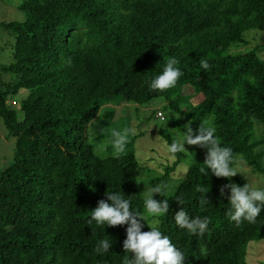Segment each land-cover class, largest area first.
Listing matches in <instances>:
<instances>
[{
	"label": "trees",
	"instance_id": "trees-1",
	"mask_svg": "<svg viewBox=\"0 0 264 264\" xmlns=\"http://www.w3.org/2000/svg\"><path fill=\"white\" fill-rule=\"evenodd\" d=\"M19 9L23 22H0L15 39L13 61L0 70L7 75L0 76V119L15 139L0 172V264H122L132 257L123 250L128 225L88 223L105 193H120L134 213L145 209L134 153L100 157L86 142L89 121L105 106L162 98L172 126L179 114L194 132L215 127L222 147L264 175L256 152L264 139L253 140V121L264 127V60L255 50L235 51L246 31L264 33V0H23ZM169 57L183 75L172 88L150 90ZM158 134L167 146L175 139L164 128ZM206 152L196 146L159 230L185 264H247V245L264 240V208L255 223L231 221L230 191L221 197L219 188L232 182L200 173ZM169 155L174 162L152 186L167 185L183 157ZM197 185L209 192H196ZM204 195L209 203L202 205ZM181 208L210 218L203 235L176 225ZM104 239L111 248L97 253Z\"/></svg>",
	"mask_w": 264,
	"mask_h": 264
},
{
	"label": "clouds",
	"instance_id": "clouds-1",
	"mask_svg": "<svg viewBox=\"0 0 264 264\" xmlns=\"http://www.w3.org/2000/svg\"><path fill=\"white\" fill-rule=\"evenodd\" d=\"M179 61L175 57H169L163 71L150 82V90L165 91L175 86L177 80L183 75L182 71L175 67ZM200 66L207 70L210 65L206 60L200 61ZM163 118V117H162ZM181 118L178 117L177 119ZM166 119V118H165ZM89 126L99 127L96 119L89 121ZM182 139H174L167 146L169 154L188 152L185 145L198 146L207 149L204 165L199 169L200 173L207 176L209 171L217 178L229 179L235 177L238 173L234 166L239 157L233 156V151L229 147H222L219 138L215 136V127L208 125H199L194 132L191 121L184 126ZM95 130V129H94ZM103 127H100V131ZM132 130L125 128L123 130L112 129L111 144L113 147L114 158H119L125 151L128 143V136ZM168 188L165 184H157L150 187L144 193V206L146 210L145 216H141L130 210V202L124 199L120 193H105L107 200L100 199L97 206L91 212V224L93 221L97 225H107L111 227L128 225L126 228V239L123 240V250L125 253L133 254L131 258L126 256L122 264H185L186 257L184 253L177 249L172 243L169 236L162 234L159 230V220H153L152 223L147 222V216H160L169 212V203L167 199L158 201L153 198L154 194L163 196ZM226 191H230L227 196L231 208L227 215L230 220L239 225L243 221L255 223L256 218L260 215L264 208V189L252 187L248 182L244 186L236 183L223 184L219 188L221 197L226 195ZM196 192L207 194L209 191L200 185H197ZM179 204L183 205V200L176 199ZM107 201H111L108 203ZM200 203L207 204L209 201L202 197ZM141 220L146 221L150 231H142L144 225ZM176 225L181 229H186L190 234L203 235L211 222L210 218L205 216L190 217L186 210L181 208L174 216ZM111 245L107 239L99 241L95 251L97 253H107Z\"/></svg>",
	"mask_w": 264,
	"mask_h": 264
},
{
	"label": "rangeland",
	"instance_id": "rangeland-1",
	"mask_svg": "<svg viewBox=\"0 0 264 264\" xmlns=\"http://www.w3.org/2000/svg\"><path fill=\"white\" fill-rule=\"evenodd\" d=\"M23 0H0V22H23L26 15L19 9ZM246 44L235 48L236 52L244 53L255 50L258 56L264 60V33L256 30L246 31L244 34ZM15 39L11 32L0 28V70L13 61V47ZM0 76L6 78L0 71ZM190 93L189 90L184 91ZM165 101L154 99L147 105H136L123 102L118 106L108 105L101 108L97 114L96 120L99 127L94 129L87 126L85 131L86 142L94 145V150L100 157L113 156V147L111 144L112 129L123 130L129 128L132 131L128 136V143L124 152L134 153L138 161L136 178L138 189L144 199V193L148 188L154 187L151 181L164 174V168L171 166L174 158L167 152V145L158 130L167 129L175 139H182L184 125L189 121L187 117L179 114L174 115L175 126L170 123L171 114L169 109H163ZM162 109V110H161ZM114 111L112 118L108 121L109 113ZM161 114L163 119L156 117L155 114ZM177 119L178 117H180ZM166 118V119H165ZM108 121L107 126L105 123ZM254 135L253 140L264 139V127L257 121H253ZM100 127L103 130L100 131ZM15 139L7 136V131L0 119V172L12 161ZM188 152H183L181 162L175 167L167 181L168 188L164 195L154 194L153 198L158 201L164 199L170 200L175 189L180 184L187 168L194 162L196 157V146L185 145ZM256 152L262 154V167L264 169V142L257 146ZM240 158V157H239ZM235 167L238 173L235 177L229 178L232 183L236 178L241 179L245 184L250 183L252 187L264 189V175L257 173L253 167L248 166L242 158L236 161ZM157 183H155V186ZM164 197V198H163ZM144 209L141 216H145ZM161 216V215H160ZM160 216H147V222L152 223L158 220ZM146 221L141 220L142 224L148 227ZM149 228V227H148ZM247 264H264V240L250 242L246 250Z\"/></svg>",
	"mask_w": 264,
	"mask_h": 264
},
{
	"label": "built area",
	"instance_id": "built-area-1",
	"mask_svg": "<svg viewBox=\"0 0 264 264\" xmlns=\"http://www.w3.org/2000/svg\"><path fill=\"white\" fill-rule=\"evenodd\" d=\"M156 117H160L161 119H163L162 116H161V114H158Z\"/></svg>",
	"mask_w": 264,
	"mask_h": 264
}]
</instances>
